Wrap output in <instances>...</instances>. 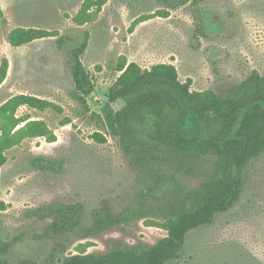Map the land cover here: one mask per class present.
Returning <instances> with one entry per match:
<instances>
[{"label": "rangeland", "instance_id": "374dc122", "mask_svg": "<svg viewBox=\"0 0 264 264\" xmlns=\"http://www.w3.org/2000/svg\"><path fill=\"white\" fill-rule=\"evenodd\" d=\"M84 0H0V64L9 70L0 85V106L26 94L62 109L38 111L22 107L19 116L42 120L57 139H27L6 153L0 169V239L13 244L8 264H57L87 244V253H108L117 246L148 248L165 237L158 227L136 221L96 236L71 234L66 249L52 258L59 239L43 237L50 219L31 213L43 206L81 204L85 224L104 200L118 212L132 196L137 172L112 137L99 144L97 130L73 98L74 83L65 52L56 40L67 37L66 50L89 34L83 64L92 75L87 96L91 112L107 103V93L123 64L143 70L171 64L191 90L223 94L256 70L264 76V0H108L99 15L83 22L78 16ZM16 27L41 28L59 36L19 48L8 44ZM122 102L114 104L115 109ZM35 158L58 163L55 171L32 166ZM167 264H264V156L244 173L240 199L210 225L191 231L178 259Z\"/></svg>", "mask_w": 264, "mask_h": 264}, {"label": "trees", "instance_id": "16d2710c", "mask_svg": "<svg viewBox=\"0 0 264 264\" xmlns=\"http://www.w3.org/2000/svg\"><path fill=\"white\" fill-rule=\"evenodd\" d=\"M108 0H84L78 16L83 22L94 20ZM2 17V12H0ZM57 32L41 28L16 27L7 35L13 48L57 37ZM89 34L77 47L66 50L67 37L56 40L65 52L74 83L73 98L85 115L97 125L92 135L99 144L112 137L137 172V185L120 211L107 200L91 212L85 224L81 204H50L31 214L50 219L43 237L59 239L52 258L66 249L71 234L83 237L136 221L158 227L165 237L148 248L117 246L108 253H87V244L77 253L63 257L57 264H167L178 259L187 235L213 223L216 215L227 212L240 199L244 173L251 162L264 156V76L252 71L242 82L223 94L191 90L192 81L181 82L171 64H158L143 70L138 64H123L107 93V103L91 112L87 96L92 75L83 64ZM9 62L0 64V85L5 81ZM122 102L120 109L114 104ZM22 107L38 111L62 112L52 102L33 95L11 97L0 106V169L6 153L27 139L44 138L53 143L57 137L42 120L19 116ZM32 166L40 171H55L58 163L35 158ZM6 205L0 200V210ZM13 244L0 239V264H8ZM28 264V263H24ZM36 264V263H35Z\"/></svg>", "mask_w": 264, "mask_h": 264}]
</instances>
